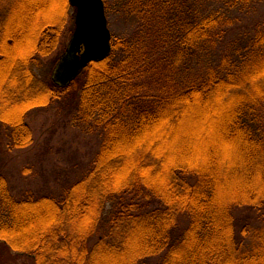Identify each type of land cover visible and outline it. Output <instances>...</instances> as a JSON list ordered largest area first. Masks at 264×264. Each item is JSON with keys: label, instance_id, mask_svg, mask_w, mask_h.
Listing matches in <instances>:
<instances>
[{"label": "trees", "instance_id": "16d2710c", "mask_svg": "<svg viewBox=\"0 0 264 264\" xmlns=\"http://www.w3.org/2000/svg\"><path fill=\"white\" fill-rule=\"evenodd\" d=\"M113 2L137 25L110 31L109 55L60 87L36 68L58 43L68 0H0L12 146L31 141L27 110L63 99L102 136L58 196L17 198L0 172V241L34 264H253L234 211L264 206V15L221 51L220 16L197 18L188 0Z\"/></svg>", "mask_w": 264, "mask_h": 264}, {"label": "rangeland", "instance_id": "374dc122", "mask_svg": "<svg viewBox=\"0 0 264 264\" xmlns=\"http://www.w3.org/2000/svg\"><path fill=\"white\" fill-rule=\"evenodd\" d=\"M47 1L46 8L58 6L60 3V0ZM188 2L190 4L188 11L197 18L211 12L220 16V25L225 27L218 38L220 40L217 49L220 48L221 51L227 50L233 42L242 43L243 38L252 32L254 24L264 15V1L262 0L246 2L240 0H188ZM107 3L115 12L109 18L107 17L108 28L114 34L122 36L124 33L127 34V30L131 29L132 24L137 25L135 21L128 22L126 20L125 15L113 0H107ZM66 10L65 16L67 17L59 30L56 47L50 54L41 58L42 66L36 68L37 74L43 79L50 80L51 72L64 52L74 29L75 9L71 7ZM243 35L245 36L241 38ZM202 56L200 53V60H202ZM199 58L197 56L196 61H199ZM6 81L5 78L1 82L6 84ZM18 97L16 96L15 99ZM11 99L10 101L14 100ZM66 99L68 101V98ZM7 102H9V98H7ZM5 109L7 108L5 107ZM0 113V172L6 176L12 194L17 198L26 194L33 196L60 195L63 189L76 180L87 168L102 137L99 132L78 118L74 98L68 103L63 99L59 103L56 101L50 104V106L34 107L27 110L24 119L31 131V141L24 147L12 146L13 133L9 127L12 117L8 118L9 114ZM13 113L14 111L11 114L13 115ZM197 120H193L197 125L193 122L191 124L195 133L202 125L205 126L207 118H202L201 121ZM234 215L237 231L245 228V232H241L245 233L244 240H242L245 250L253 248V251L258 254L253 264H264L263 239L255 240L258 234L264 233V206L259 210L237 208ZM241 233L238 234L241 235ZM158 261L159 258L154 257L150 259L149 264H157ZM0 264H34V259L31 254L16 251L5 242L0 241ZM111 264H115V262Z\"/></svg>", "mask_w": 264, "mask_h": 264}, {"label": "water", "instance_id": "95a60500", "mask_svg": "<svg viewBox=\"0 0 264 264\" xmlns=\"http://www.w3.org/2000/svg\"><path fill=\"white\" fill-rule=\"evenodd\" d=\"M75 9L74 29L52 72V81L66 87L90 62L101 61L111 51V33L103 0H68Z\"/></svg>", "mask_w": 264, "mask_h": 264}]
</instances>
